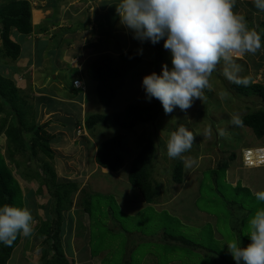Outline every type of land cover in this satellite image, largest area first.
Instances as JSON below:
<instances>
[{"label":"rangeland","instance_id":"1","mask_svg":"<svg viewBox=\"0 0 264 264\" xmlns=\"http://www.w3.org/2000/svg\"><path fill=\"white\" fill-rule=\"evenodd\" d=\"M62 1L59 10L56 9L58 16L55 13L52 16L55 22L50 23L49 26V29L53 28L52 33L54 35H52L56 37L50 41L37 42L38 51H40V46L46 48L48 60L42 62L44 70L51 72L58 67L56 61L61 58L62 53L57 50V45L59 38H61L60 34L64 33L57 28L59 24L63 26L61 21H66V18L69 19V16L73 15L72 13L82 14L83 20L86 21L85 25L75 21L71 30L64 31L69 34L72 30L77 29L80 32L85 30L79 38L82 39L81 44L79 43V46L82 45L80 46L83 50V54L80 56L82 58H78L76 63L77 66H80V68L78 67L80 74H84H82L83 78L86 77L85 71L88 65L103 54L116 57L121 52L134 50L142 58V63L127 73L108 107L99 105L95 93L91 92L89 95L91 102L85 104L86 113L110 116L121 112L128 104L155 105L158 108L157 118L154 122L138 125L130 131H121L112 127L107 129L101 125L94 129L93 134H96L97 141L121 136L123 142L121 154L124 165L116 173H108L107 170L102 171L100 169L93 170L94 165L90 162L89 153L87 151L80 152L82 147H79L77 142L71 146H68L66 142L60 143L62 138H57L60 143L59 151L56 152L57 158L46 161L56 178L64 179H58L59 181L75 182L79 190L91 192L87 195L88 198L92 197L90 200L93 202V212L89 216L88 223V241L89 249L94 257L93 260L96 257L100 258V264H203V260H205L203 257L204 250L206 248L210 250V242L214 245L218 243L222 252H228L226 243L242 235L244 239H242L243 243L240 246H247L250 243L247 236V219L258 207L264 206L256 202L253 195L256 191L264 190V167L245 168L241 165L240 156L246 148L264 145V138L257 140L249 128L233 126L230 121L233 114L239 113L242 116L260 109L263 105L250 94H237L233 88L234 84L224 77L223 64H221L210 78L211 89L206 90L207 99L205 102L201 103L196 100L186 114L177 107L173 113L165 115L160 101L155 98L151 101L146 100L142 88L143 76L152 72L160 74L162 64H167L169 68L172 66L170 52L163 48V40L158 42L160 50L155 52L156 48L154 49L150 42L141 43L133 39L132 34L121 25L119 16H116L114 4L118 0H109L113 5H111L103 23L95 20V16L100 12L101 7H110V4L101 6L103 0ZM66 4L68 13L65 11L62 19L60 12L65 10ZM237 14L245 16L247 13L240 11ZM247 16L249 15L247 14ZM72 18L71 20H73ZM77 18L80 22L79 17ZM249 18L253 17L250 16ZM88 23L91 24V31L88 30ZM63 24L71 25L66 22ZM100 24L101 26H99ZM254 28L255 25L253 24L251 29ZM42 31L45 29H40V32ZM20 37L23 38L18 35L16 40L22 43L24 39H19ZM26 51L27 49L23 47L22 54H27ZM40 52L37 54L41 60ZM235 59L243 67L241 75L250 77L251 84L264 82V49L259 50L255 55L246 54ZM18 67L22 69L24 66L18 61L10 64L0 59V75L5 78L19 79L15 75V69ZM65 72L64 70L62 74ZM69 73L65 74V79L70 84L72 78L68 80ZM90 83L92 84L91 81ZM224 91L230 95L226 99H221L220 94ZM22 92L26 96L24 97L26 103L30 104L33 101L30 94H25V91ZM76 92L82 91L77 90ZM79 96L81 95L79 94ZM51 105L55 104L51 103ZM30 108L34 115L35 107L31 105ZM67 111L71 113V118L76 116V113H72L71 110L68 109ZM27 121H30V118ZM70 122V119L65 122L67 131L72 129L69 126ZM179 125H184L197 134L196 143L190 152L184 154L183 160L169 159L166 152V142L169 133ZM209 125L212 127L213 135L210 139H204L199 134ZM219 129L226 130L228 135L220 137ZM148 137L151 138L155 147L151 177L153 182L160 186V195L153 205L145 204L138 191L127 180L128 171L139 150L140 141H144ZM5 143V137L0 134V167L2 168V164L6 163L8 169L4 174L13 179L12 187L16 191L14 204L23 206L18 197L19 191L24 197H27L26 207L31 212L34 209V214L32 212L33 227L34 233L37 235L41 226L39 218L44 219L46 215V199L49 197L44 187L40 188V193L36 191L39 188V181L34 175L30 179L25 174L29 176L32 175L33 171L38 172L40 168L36 165H40L44 157L39 153L36 158L29 160L25 157L28 154L24 156L18 153L16 159L19 166L15 168L7 158ZM231 154H235L233 159H229ZM222 160H228V168L226 170L223 168L212 170ZM82 162H86L85 165H82ZM176 163H181L183 167V183L179 185L171 180V173ZM230 181L233 184H238L236 192L231 188L232 186L228 185L232 184ZM76 197H74L72 208L67 211L68 215L69 212L78 210L75 206ZM233 201L237 203L234 204ZM165 213L180 219L182 226H184V236L195 238L194 244L200 248L189 251L177 248L182 252L171 251V247L164 242L161 235L163 226L166 224ZM61 214L60 243L61 249L66 252L67 247L64 245L69 228L66 217L63 216V213ZM85 215L81 211L82 217L78 216L83 219L82 221H86L88 215ZM235 216H239V221L234 222L232 220ZM242 222H244L243 226L240 225ZM211 232L213 234L210 235ZM30 245L32 244L30 243ZM34 249L37 253L40 252L38 245ZM67 251H69L68 248ZM230 257L232 256L230 255ZM207 264H212V262L207 260Z\"/></svg>","mask_w":264,"mask_h":264},{"label":"trees","instance_id":"2","mask_svg":"<svg viewBox=\"0 0 264 264\" xmlns=\"http://www.w3.org/2000/svg\"><path fill=\"white\" fill-rule=\"evenodd\" d=\"M243 11L246 13L245 9ZM247 14L244 17L251 27L250 13ZM253 30L260 33L262 38H264V21ZM11 31H15L23 36H29L32 32L30 6L25 0H5L0 3V59L10 64L20 54V45L10 38ZM152 46L154 49L156 48L155 52L160 50L158 43L152 44ZM141 63L142 58L136 51L127 50L119 53L116 57L103 54L88 65L85 75L90 81L95 83V94L98 103L102 107H108L112 103L127 73L137 68ZM233 88L239 95L250 94L256 97L263 105L260 109L241 117L243 119V126L249 128L258 140L264 138V82L250 83L248 87L234 84ZM24 97L23 92L15 86L12 80L0 75V134L6 139L7 158L15 168L19 166L16 159V154L18 153L24 156L28 154L25 157L29 160L36 158L39 153L43 155L44 160L41 161L42 163L36 165L40 170L38 172L33 171L32 175L29 176L25 174L30 179L34 175L36 180L39 181V188L36 191L40 193V188L44 187L49 197L45 210L46 215L44 219L39 218L41 226L37 233L38 236H42L43 238L41 243V264H72L71 261L67 260L61 249V213L72 208L74 197L77 196L75 198V206H77L78 211L80 213L82 211L88 217L91 216L93 202L90 199L92 197H87L91 192L79 190L75 182L59 181L56 178L52 168L46 162L47 159L53 158V151L50 148L52 138L40 125L34 123V115L30 111L31 105L26 103ZM157 109L155 105L140 106L128 104L121 112L110 116L88 114L84 119V124L89 134L97 139L96 134H93V132L100 125L101 127H107V129L112 127L118 128L121 131H130L138 125L154 122L157 118ZM28 118H30V121H27ZM122 143V138L119 135L98 141L94 157L95 164L100 169H105L109 173H116L121 170L124 165V159L121 154ZM154 154L155 147L150 137L144 141H140L139 150L132 160L127 175L128 183L138 191L141 200L148 205L155 204L160 195V186L157 183L155 184L151 177ZM234 157L235 154H231L229 159H233ZM227 163L228 160H222L212 170L221 168L226 170L228 168ZM2 166V168L0 167V205L4 203L15 205L16 191L12 187L13 179L4 174L8 169L6 163L2 164ZM182 175L183 167L181 163H176L171 173L172 182L176 185L182 184ZM228 185L232 186L231 188H233L234 192L237 191L238 184ZM18 194L20 202L23 203V206H26L27 197H24L19 191ZM232 203L236 204L237 202L233 201ZM32 212L34 214V209ZM244 213L246 214V212ZM165 214L166 224L163 226L161 235L164 242L171 247V251L182 252L177 248L184 251L200 248V246L194 244L195 238L184 236V226H182L180 219L169 216L167 213ZM34 217L37 216L34 215ZM232 220L234 222L239 221V216H235ZM48 221L49 223L51 222L48 225L50 228L45 229L46 222ZM240 225L243 226L244 222ZM181 226L182 228H180ZM19 238L20 236L17 237L11 247H6L0 243V264H7L12 251L19 243ZM239 238L241 240L240 244H242V239L244 238L242 235ZM209 248L210 250L207 248L204 250L205 254H203V257L205 260H203V264H207V260L211 261L212 264H235L233 258L230 257L231 254L227 251L222 252L219 249L220 245L218 243L214 245L210 242Z\"/></svg>","mask_w":264,"mask_h":264},{"label":"clouds","instance_id":"3","mask_svg":"<svg viewBox=\"0 0 264 264\" xmlns=\"http://www.w3.org/2000/svg\"><path fill=\"white\" fill-rule=\"evenodd\" d=\"M253 4L264 12V0H253ZM114 5L121 25L133 39L153 45L163 40V48L170 52L171 68L162 64L160 74L152 72L142 77L145 99L159 100L165 115L177 107L186 114L196 100L205 102L206 90L211 89L210 78L221 64L229 82L241 87L250 85V77L241 75L243 67L234 57L255 55L264 43L261 34L248 27L245 17L234 12L237 0H118ZM229 95L227 91L220 94L221 99ZM230 122L243 126L239 113L233 114ZM218 134L228 135L224 129H219ZM199 135L210 139L211 125ZM196 137L186 126L179 125L169 133L168 158L183 160ZM253 195L256 202L264 205V190ZM33 224L28 207L0 205V243L4 246L11 247L18 236H33ZM247 229L250 243L241 247L240 238H233L226 243L228 252L235 264H264V206L247 219Z\"/></svg>","mask_w":264,"mask_h":264},{"label":"crops","instance_id":"4","mask_svg":"<svg viewBox=\"0 0 264 264\" xmlns=\"http://www.w3.org/2000/svg\"><path fill=\"white\" fill-rule=\"evenodd\" d=\"M2 1L3 0H0V3ZM25 1H27L30 6V21L32 26V32L29 36L20 35L15 31L10 32V38L15 43L20 45V54L19 57L16 59V61H18V63L20 62V64L24 66L22 69L19 67L15 69L16 70L15 75L16 77H19V79L13 78L12 81L19 90L25 91V94L29 93L31 99H33L30 105L35 107L34 109L35 114L33 116L34 123L40 125L43 128V130L46 133H48L52 138L51 139L52 143L50 142L51 143L50 148L53 151L52 159L57 158L56 152L59 151L60 143L66 142L68 146H71L74 145L75 142H77L78 143L77 145H79V147H82L80 152L87 151L89 153L91 158L90 162L91 164L93 163L94 165L93 170L100 169L94 162V157L96 154V146L98 142L96 140V137L91 136L89 132L88 134L86 133V136L76 135V127H79L82 124V122L84 123V119L86 115H88V113H86L85 104L91 102L89 95L91 92L95 93V83L91 81L92 82L91 84L90 80L85 76L83 78L82 77L83 73L80 74L78 70L80 66H77L76 64L77 59L82 58L80 57L82 56L81 54H83L82 47H80L82 45L79 46V43L81 44L80 41L82 39L79 38H81L82 35L81 33L85 32V30H81L80 32V30L78 31L76 29V30H72L69 34L64 31V30H71L74 26L73 24H75V21L77 23H82L84 25L86 21L83 20L82 14L76 15L74 13H72L73 14L72 16L70 15L71 17L69 16V19L66 18V21H61L63 26H60L59 24L57 28L58 30H62V32L64 33L60 34L61 38H59L57 50L61 52L62 55L61 58L57 59L56 61V64L58 65L56 69H53L51 72L45 71L44 67L42 66V62L48 60L46 58V54H47L46 48L40 46L39 48L41 52L38 51L37 42L39 41L42 42L43 40L50 41L56 37L53 36L54 35V33H52L53 28L49 29V26L50 23L55 22V20L52 19L54 18L52 16L54 15V13L56 14L57 12L56 9L59 10V6L62 5L63 1L62 0H25ZM67 4L65 5V10H63L62 13L60 12V17L62 19L64 18L63 15L64 12L66 11ZM103 4L105 5L110 4V7L107 8L106 6L105 8L101 7V10H99L100 12L97 14V16H95V20H98L100 23L104 22L105 16L110 11L111 5H113L112 2L109 0H103L101 6H104ZM243 9H245L246 13H250L251 14L250 16L253 17L250 18L251 20L250 23L252 25L254 24L255 28L258 27L262 21H264V12H260L254 7L253 0H237V5L234 8V12L236 13H239L240 11L244 12ZM115 13H116V9H115ZM56 16H58V13L56 14ZM73 16L75 17L72 18ZM77 17H79V19L81 20L80 22ZM71 18L73 20H71ZM65 22L67 24L70 23L72 26L64 25L63 23ZM87 25H88V30H90L91 24L88 23ZM99 26H101V24ZM47 27L49 30L46 29ZM248 27L251 28L249 25ZM40 29H45V31L40 32ZM41 34H43V36H41ZM18 35L23 37V38L21 37L19 38V39H24L22 43L16 40V37ZM262 40H264V38H262ZM23 47L27 49L26 51L27 54L25 55L22 54ZM263 49L264 48H262L261 50ZM38 52H40L41 60L37 54ZM42 55H44L43 58ZM63 69L66 71L64 74H62L64 71ZM67 72L68 73L70 72L68 80L72 78L71 83L73 80L76 79L84 80V81L80 80L82 85L86 89L84 92L82 91L80 93H77L76 91L80 89L74 88L71 83L69 84V82H67V80L65 79V74H67ZM17 73H20V75H17ZM24 85L26 86L24 87ZM79 94L81 96H79ZM51 103L55 105H51ZM72 107H74V110H72ZM68 109L71 110L72 113H76V116L71 118V113H68L67 111ZM69 119L71 120L69 126L72 129L70 131H67L65 122L66 120ZM57 138L58 139L62 138L60 143ZM258 146L264 147V145H258ZM86 162H82L81 164L85 165ZM100 170L105 171V169H100ZM58 179L64 180L61 178ZM46 200H47L46 202L47 204L49 199ZM73 211L69 212V215L67 214V211L63 212V216L66 217L67 225L69 228L68 234H66L67 240L64 245L65 247L68 248L69 251H67V248H66V252L63 251L65 257L67 258V260L71 261L72 264H100V258L96 257L93 260L94 257L91 254L92 251L89 249V241H88L89 217H87L86 221H82L83 219H81L78 216V215L81 216V213L78 210L74 212ZM77 212L80 214H78ZM84 222L86 223L85 225ZM47 223L48 225H50L49 222H46V224ZM48 225L45 226L46 227L45 229L50 228ZM42 239H43L42 236H37L35 235V233L31 237L20 236L18 246L14 249V251H12L7 264H41ZM30 243L32 245H30ZM36 245H38V247L40 248V252L38 253L37 251H34Z\"/></svg>","mask_w":264,"mask_h":264},{"label":"built area","instance_id":"5","mask_svg":"<svg viewBox=\"0 0 264 264\" xmlns=\"http://www.w3.org/2000/svg\"><path fill=\"white\" fill-rule=\"evenodd\" d=\"M72 86L76 89H80L81 91L85 90L81 81L78 79L72 81ZM76 135L86 136L85 125L83 122L79 127H76ZM240 160H241V165L245 168L264 167V148L263 147L246 148L241 152Z\"/></svg>","mask_w":264,"mask_h":264}]
</instances>
